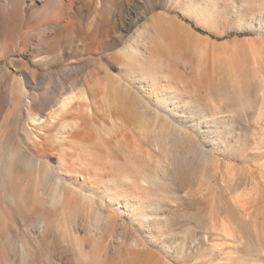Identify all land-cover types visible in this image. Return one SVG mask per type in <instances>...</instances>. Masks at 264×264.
Here are the masks:
<instances>
[{
	"label": "rangeland",
	"instance_id": "rangeland-1",
	"mask_svg": "<svg viewBox=\"0 0 264 264\" xmlns=\"http://www.w3.org/2000/svg\"><path fill=\"white\" fill-rule=\"evenodd\" d=\"M6 148L0 264H264V0H0Z\"/></svg>",
	"mask_w": 264,
	"mask_h": 264
},
{
	"label": "bare ground",
	"instance_id": "bare-ground-1",
	"mask_svg": "<svg viewBox=\"0 0 264 264\" xmlns=\"http://www.w3.org/2000/svg\"><path fill=\"white\" fill-rule=\"evenodd\" d=\"M178 36H179L178 43L179 44H181V43L184 44V41L186 40V37L183 36V35H181V34H178ZM6 67L7 66H4V69ZM7 99L8 98H6V100ZM15 105L17 106L16 103H15ZM15 105H14V107H11L10 109H8V111L6 113V116H8V117L10 116L11 123H16V120H17V114H16V112H17V109L18 108ZM29 109H30V111L32 110V105L29 106ZM13 142H14L13 137L11 135H9L7 137V139H6V142H5L6 145H7V147H10L11 148L13 146ZM2 151H3V149H2ZM25 153H27V152H25ZM25 153L23 152L24 155H22L20 157L17 148H16V154H15V152L11 153L6 148L3 152H0V161L3 160L5 163H7V168L9 169V171L11 172V174H13L14 176H17L18 172L23 169V165H22L23 164V160H22L23 158L24 159H27V160H30V162L32 164H34L31 161V158L27 155L28 153L27 154H25ZM34 166H33V169H37L38 168L37 165L35 167ZM44 178H46V177H44ZM54 178H57L58 179V177H55V176H54ZM21 196H22V193L19 195V197H21ZM12 242L14 244H16V245L19 244V240L17 238L12 239Z\"/></svg>",
	"mask_w": 264,
	"mask_h": 264
},
{
	"label": "trees",
	"instance_id": "trees-1",
	"mask_svg": "<svg viewBox=\"0 0 264 264\" xmlns=\"http://www.w3.org/2000/svg\"><path fill=\"white\" fill-rule=\"evenodd\" d=\"M197 30H199L198 28H196Z\"/></svg>",
	"mask_w": 264,
	"mask_h": 264
}]
</instances>
